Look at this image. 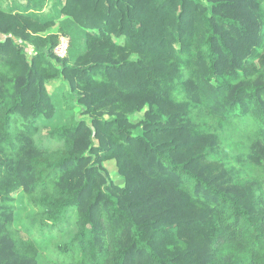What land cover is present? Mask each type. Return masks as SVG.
I'll use <instances>...</instances> for the list:
<instances>
[{
	"label": "trees",
	"instance_id": "16d2710c",
	"mask_svg": "<svg viewBox=\"0 0 264 264\" xmlns=\"http://www.w3.org/2000/svg\"><path fill=\"white\" fill-rule=\"evenodd\" d=\"M61 1L67 59L0 7V264H264V0Z\"/></svg>",
	"mask_w": 264,
	"mask_h": 264
},
{
	"label": "rangeland",
	"instance_id": "374dc122",
	"mask_svg": "<svg viewBox=\"0 0 264 264\" xmlns=\"http://www.w3.org/2000/svg\"><path fill=\"white\" fill-rule=\"evenodd\" d=\"M38 3L40 2V0H36ZM61 0H44V2L42 1V4H40L41 6L38 7H33L32 5H29L28 0H0V7L5 9L6 11L9 12H19L22 10L21 7L29 10L27 11L28 13H36L37 15L39 14L40 16L45 17L47 20L52 21V25L50 26V28L47 30V34H60V42L61 41H65L68 42L70 45L71 40H74V49L75 50H79L82 47V33H74L73 31V24L71 23V21L69 22V20L67 21V19H69L68 17H64L61 13L62 9H63V4L61 3ZM262 21H263V37H264V11H262ZM61 31V33H60ZM81 33V34H80ZM1 38V37H0ZM117 41V40H115ZM59 42V43H60ZM69 49L67 51V54L64 58H60V59H67V58H71ZM261 50H259L257 52V55L261 54ZM257 57L256 56L254 58V62L257 61ZM138 56L137 55H133L132 56V60H137ZM253 60V59H252ZM73 63V62H72ZM182 76L181 78L178 80L179 83H185L187 81V79L190 78V74L191 72L187 71V69H183L182 71ZM242 78V75H240L238 80H231L232 83H236L238 82L240 79ZM230 83V79L229 78H221L217 81L216 84L220 85V84H228ZM62 85L61 82L57 81L54 82L50 85H48V89L51 93H57L59 87ZM73 101V100H72ZM71 105H73V111L72 113L69 114L68 118H66L65 122H69V123H74L75 121V125H77L80 121H86L87 123H91V117L89 115L86 114L85 112V108L83 106H81L80 104H77L75 102H73ZM148 111L147 108H145L143 111L135 113L133 115H131L129 117V120L131 123L133 124H138L141 121L145 120V114ZM106 119H108L109 117L106 116ZM214 154L218 157H220L221 162L225 168V170L229 173L230 176L233 177V179L235 181H239L240 179H242L245 176V172L243 171L239 159L237 157L236 154H234L233 152L230 151V149H226L224 148L223 145L219 146L216 150L213 151ZM103 167L106 169V173L108 176V180L112 181L114 184L123 187L125 180L122 176H120L119 172H118V167L116 165L115 161H107L103 163ZM254 190L256 191V193H258L257 188L255 187ZM253 192V191H252ZM45 258V257H44ZM41 264H45L44 259L41 258Z\"/></svg>",
	"mask_w": 264,
	"mask_h": 264
},
{
	"label": "built area",
	"instance_id": "2783aa9c",
	"mask_svg": "<svg viewBox=\"0 0 264 264\" xmlns=\"http://www.w3.org/2000/svg\"><path fill=\"white\" fill-rule=\"evenodd\" d=\"M69 49V43L65 41H61L58 46L54 50V54L59 58H64Z\"/></svg>",
	"mask_w": 264,
	"mask_h": 264
}]
</instances>
